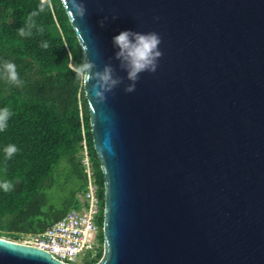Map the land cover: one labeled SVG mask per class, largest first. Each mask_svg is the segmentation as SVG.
<instances>
[{"label":"water","instance_id":"1","mask_svg":"<svg viewBox=\"0 0 264 264\" xmlns=\"http://www.w3.org/2000/svg\"><path fill=\"white\" fill-rule=\"evenodd\" d=\"M83 3L69 20L97 70L126 77L121 31L158 33L163 53L132 93L126 78L103 100L83 86L103 175L95 264H264V0ZM0 264L67 263L0 237Z\"/></svg>","mask_w":264,"mask_h":264},{"label":"trees","instance_id":"2","mask_svg":"<svg viewBox=\"0 0 264 264\" xmlns=\"http://www.w3.org/2000/svg\"><path fill=\"white\" fill-rule=\"evenodd\" d=\"M39 2L0 0V109L12 112L7 129L0 132V182L13 184L8 192L0 189V235L11 239L43 230L76 204L85 182L83 139L103 196V175L92 144L83 86L68 68L69 63L84 62V57L62 1L52 0L50 9L34 17L31 36L18 35ZM44 42L47 48L41 47ZM5 61L16 65L22 87L2 78ZM9 144L18 151L6 159L4 148ZM62 171L69 181L67 203L40 222L48 213L42 210L45 187L53 184L54 173ZM102 254L101 250L95 262Z\"/></svg>","mask_w":264,"mask_h":264},{"label":"clouds","instance_id":"3","mask_svg":"<svg viewBox=\"0 0 264 264\" xmlns=\"http://www.w3.org/2000/svg\"><path fill=\"white\" fill-rule=\"evenodd\" d=\"M52 7V0H40L37 10L31 12L26 21L25 26L19 28L18 35L21 37L31 36L32 29L36 27L34 17L43 13L46 9ZM86 7L83 0H71L68 17L70 20H75L77 17L83 18L86 15ZM113 17L112 19H116ZM105 17L104 20H107ZM158 19V18H157ZM104 20L100 21L101 26H104ZM43 33L44 28L37 29ZM162 38L156 32L142 33L138 31L125 30L113 37V45L118 51L115 52L114 59L119 61V68L126 72V77H121L117 74L116 69L111 63L105 64L102 70H97L95 62L84 61L79 65L73 66L69 63L68 68L71 69L76 79L80 81L81 86L88 85L90 81H95L92 89L96 97L103 100L106 98V93L113 91L119 87L126 78L130 81L124 88L126 93H132L136 90V84L140 79V75L144 72L155 73L158 67L159 58L163 53L159 50V45ZM41 47L47 48L48 43H42ZM111 59V58H110ZM2 78L9 84L17 87L23 86V81L20 79L17 67L13 62L5 61L2 65ZM12 116L9 108L0 109V132H3L8 127V121ZM18 148L14 144H9L4 148L5 158L11 159L16 154ZM13 184L10 181L0 182V189L8 192L12 189Z\"/></svg>","mask_w":264,"mask_h":264},{"label":"built area","instance_id":"4","mask_svg":"<svg viewBox=\"0 0 264 264\" xmlns=\"http://www.w3.org/2000/svg\"><path fill=\"white\" fill-rule=\"evenodd\" d=\"M81 144L85 182L77 195L76 204L43 230L22 233L17 239H9L42 249L67 264H95L98 253L103 251L102 187L97 180L85 139Z\"/></svg>","mask_w":264,"mask_h":264},{"label":"rangeland","instance_id":"5","mask_svg":"<svg viewBox=\"0 0 264 264\" xmlns=\"http://www.w3.org/2000/svg\"><path fill=\"white\" fill-rule=\"evenodd\" d=\"M53 178V184L46 186L44 190V204L42 206V210H46L48 213L46 216L41 217L40 222L47 221L48 217L52 216V213L63 209L67 203L69 181L66 178L65 171L54 173ZM50 211H52V213ZM35 226L37 225L35 224ZM0 237L11 239L6 235H0Z\"/></svg>","mask_w":264,"mask_h":264}]
</instances>
